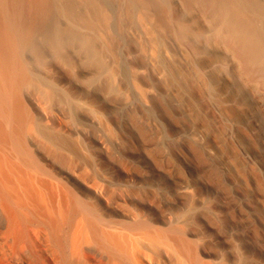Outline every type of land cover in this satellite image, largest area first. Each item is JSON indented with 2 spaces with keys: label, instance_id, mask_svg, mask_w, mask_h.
Segmentation results:
<instances>
[{
  "label": "bare ground",
  "instance_id": "6f19581e",
  "mask_svg": "<svg viewBox=\"0 0 264 264\" xmlns=\"http://www.w3.org/2000/svg\"><path fill=\"white\" fill-rule=\"evenodd\" d=\"M83 1L84 8L80 10L82 4L72 0H0V264H214L207 258L210 254L201 244L202 236L189 232L182 220H173L176 216H164L146 204L124 212L104 198L103 189L91 187V183L88 189L74 172L61 170L45 156L47 150L48 154L58 151L63 137L58 131L59 137L55 136L56 129L46 132L40 127L39 118L49 114L41 100L53 103L67 92L62 80L48 75L54 69L44 63L49 56L73 65L75 57H83L100 64L103 72L108 63L102 55L111 50L109 47L114 50L115 44L120 47L121 41L125 42L124 50L129 37H133L131 40L138 38L142 45L159 52L160 48H167L166 42L170 43L171 38L177 48H232L229 52L239 59L242 71L248 65L250 72L256 74L254 77L250 73L254 79L262 75V80L264 0ZM76 41L81 48L75 46L77 51H72L68 44L74 46ZM98 42L109 46L108 51L94 47ZM118 51L120 48L117 53L114 51L115 55L120 54ZM152 51L149 61L154 65L159 55ZM165 56L168 57L167 52ZM77 62L81 64V60ZM59 65L56 66L61 68ZM110 67L107 69L111 73ZM106 68L104 72H108ZM219 68L220 63L205 65V73L200 75L215 76ZM205 81L202 86L207 85ZM97 145L100 149L105 147L99 142Z\"/></svg>",
  "mask_w": 264,
  "mask_h": 264
},
{
  "label": "rangeland",
  "instance_id": "374dc122",
  "mask_svg": "<svg viewBox=\"0 0 264 264\" xmlns=\"http://www.w3.org/2000/svg\"><path fill=\"white\" fill-rule=\"evenodd\" d=\"M72 1L84 4L83 0ZM131 38L125 46L128 54L122 41L120 47L113 45L114 50L99 42L94 46L113 50L108 56L109 51L102 52L113 70L110 73L103 61L107 74L100 64L85 59L87 64L83 57L81 64L74 58L76 65L46 57L44 66L54 71L48 67L51 73L45 71L52 79L63 81L71 99H62L69 96L66 93L53 103L41 100L49 114L43 121L39 118L40 127L46 132L56 129L55 136L64 139L60 138L63 147L59 143L58 151L48 154L47 150L45 156L61 170L74 172L88 189L90 185L103 189L104 198L124 212L146 204L164 216H176L173 220H182L189 232L202 236L201 244L210 254L207 258L214 264H264L263 76L254 79L255 69L250 72L248 65L242 71L239 59L229 52L232 48H177L170 38L167 48H160L164 51L161 55V50L159 53ZM79 44L68 45L73 51L80 50ZM119 48L122 56L115 55ZM151 50L163 56L157 55L154 65L149 61ZM211 63H220L222 68L215 76H201L205 65ZM97 142L104 144V149Z\"/></svg>",
  "mask_w": 264,
  "mask_h": 264
}]
</instances>
